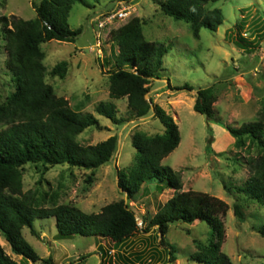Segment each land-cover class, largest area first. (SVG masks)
<instances>
[{"label":"rangeland","instance_id":"obj_1","mask_svg":"<svg viewBox=\"0 0 264 264\" xmlns=\"http://www.w3.org/2000/svg\"><path fill=\"white\" fill-rule=\"evenodd\" d=\"M160 1L163 0H91V7L74 2L67 22L72 29L80 27V34L73 41L50 40L40 44L44 53L45 82L53 86L57 96L67 100L71 109L90 112L98 120L97 126L88 127L77 135V141L83 145L94 144L111 135H116L120 141H117L113 157L94 170L67 164L27 163L22 167V190L32 192L41 206H51L55 198L56 203L72 204L85 212H98L103 205L123 198L135 212L140 228L173 194L170 188L159 191L158 182L152 181L142 184L129 200L117 186V171L129 167L137 155L131 144V134L135 130L151 135L164 132V126L153 118L152 112L123 124H114L95 112L99 101H111L117 107V115H128L125 98L110 99L108 96L107 73L113 67L117 52L115 43L109 39V31L137 16L143 20L142 33L147 40L169 46L163 56L162 76L149 83L148 92L153 103L172 116L180 134L179 144L161 164L179 174L183 190L206 192L227 203L228 210L222 217L220 250L229 258V264H264V236L258 232L264 222V205L236 190L250 174L247 160L257 155L258 148L251 144L237 148L223 125L238 126L254 120L264 109V45L261 41L249 52L235 42L238 30L248 36L247 39L264 31V0L211 3L210 7L221 10L222 23L215 31L201 28L198 38L192 35L184 20L163 14ZM118 3L130 5L128 16L107 24L104 29L92 23L99 14L114 11ZM13 15L34 18L31 0H0V17ZM1 30L0 23V104L14 89L5 65ZM95 31L101 34L99 51L94 45ZM62 60L68 62L64 78L50 73V69ZM184 83L192 86V90L168 87V84L174 87ZM206 87L212 88L216 97L213 103L215 120L193 109L197 89ZM4 126L0 122V129ZM235 204L242 212V219L233 213ZM33 227L37 235L31 234L28 227L22 228V235L40 258L35 262L23 261L0 236L4 251L23 264H44L43 259L48 256L54 264H99L103 251H109L103 261L107 264V260H114L113 249L124 251V254L139 252L138 260L128 255L133 264H149L148 259H152L150 264H204L190 256L199 250V244L207 245L209 238V226L205 221L170 223L164 241L174 248V260L168 262L169 248L160 244L157 228L151 227L147 232L140 230L127 241L115 244L96 236L59 237L54 217L35 218ZM115 264L122 262L115 261Z\"/></svg>","mask_w":264,"mask_h":264},{"label":"trees","instance_id":"obj_2","mask_svg":"<svg viewBox=\"0 0 264 264\" xmlns=\"http://www.w3.org/2000/svg\"><path fill=\"white\" fill-rule=\"evenodd\" d=\"M90 1L31 0L34 18L0 17L5 65L14 84L13 91L0 104V122L5 125L0 129V236L23 261L35 262L40 258L22 235L23 227H28L31 234L37 235L33 227L35 218L54 217L59 237L75 234L96 236L115 244L127 241L140 230L147 232L153 227L159 232L160 244L169 248V262L174 260V248L164 241L169 224L205 221L209 226L208 243L199 244V250L190 257L204 264H229V258L220 250L222 217L228 210L227 203L206 192L183 190L179 174L161 164V160L179 144L180 134L172 116L153 103L151 98L147 101L145 94L150 90L149 83L161 78L163 56L169 46L147 40L142 33L143 20L137 16L109 31V39L115 43L117 52L113 67L107 73L108 96L110 99L125 98L128 115H117V107L111 101H99L95 112L114 124L139 119L152 112L153 118L164 126V132L151 135L135 130L131 134V144L137 155L129 167L117 171V186L129 200L138 193L142 184L152 181L158 182L159 191L170 188L173 194L140 228L135 212L123 198L103 205L98 212H85L72 204L56 203L55 198L51 206H41L32 192L22 190V167L27 163L44 166L67 164L94 170L107 163L116 151V135L94 144L79 143L77 135L88 127L97 126V118L90 112L71 109L67 100L57 96L53 86L44 79L46 69L42 63L44 53L40 44L50 40L73 41L81 28L72 29L67 22L71 6L79 2L91 7ZM216 1L163 0L159 7L163 14L188 23L192 35L198 38L201 28L215 31L222 23L221 10L209 6ZM235 38L236 46L251 52L264 40V31L247 39L248 36L238 30ZM67 70L68 62L62 60L50 69V73L64 78ZM168 87L192 90L187 83L174 87L168 84ZM215 100L212 88H199L193 109L215 120ZM223 125L234 138L237 148L250 144L258 148L257 155L247 160L250 174L241 185L236 186V190L264 205V109L254 120L238 126ZM87 180L90 182L91 177ZM233 213L239 219L243 218L237 204L233 206ZM258 232L264 236V222L258 227ZM108 252L103 251L99 264H104V256ZM113 254L114 260H107V264H115V261L133 264L128 256L131 254L134 260L140 258L137 251L124 254L113 249ZM151 262L152 259H148V263ZM43 263L54 264L50 256L43 259ZM0 264L23 263L12 259L0 244Z\"/></svg>","mask_w":264,"mask_h":264},{"label":"built area","instance_id":"obj_3","mask_svg":"<svg viewBox=\"0 0 264 264\" xmlns=\"http://www.w3.org/2000/svg\"><path fill=\"white\" fill-rule=\"evenodd\" d=\"M116 9L112 11L111 13H106V14H99L96 16L93 20L92 23L96 22L97 27L100 29H104L107 24L113 23L115 20H121L125 18L126 16L129 15L130 13V5L124 4V3H118L116 5ZM94 21V22H93ZM95 35V48L97 51H99L101 47V34L100 32H94Z\"/></svg>","mask_w":264,"mask_h":264},{"label":"water","instance_id":"obj_4","mask_svg":"<svg viewBox=\"0 0 264 264\" xmlns=\"http://www.w3.org/2000/svg\"><path fill=\"white\" fill-rule=\"evenodd\" d=\"M262 45H264V40L262 41ZM145 99H146L147 101H150V98H149V96H148V93L145 94ZM151 107H152V104H151ZM117 141H118V143H119L120 139H118ZM124 200H125V199H124ZM125 201H126V200H125ZM136 219H137L138 224H140V222L138 221V218H137V217H136Z\"/></svg>","mask_w":264,"mask_h":264},{"label":"crops","instance_id":"obj_5","mask_svg":"<svg viewBox=\"0 0 264 264\" xmlns=\"http://www.w3.org/2000/svg\"><path fill=\"white\" fill-rule=\"evenodd\" d=\"M118 251H119V250H118ZM123 252H124V251H123ZM127 253H128V252H127ZM129 253H132V252H129ZM129 253H128V254H129Z\"/></svg>","mask_w":264,"mask_h":264}]
</instances>
